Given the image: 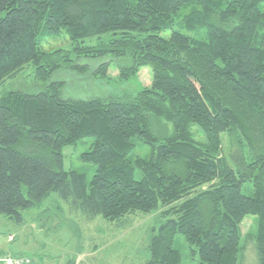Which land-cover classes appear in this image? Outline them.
<instances>
[{
    "label": "trees",
    "instance_id": "1",
    "mask_svg": "<svg viewBox=\"0 0 264 264\" xmlns=\"http://www.w3.org/2000/svg\"><path fill=\"white\" fill-rule=\"evenodd\" d=\"M263 0H0V85L32 65L128 81L145 65L149 86L118 96L72 98L64 80L0 97V214L51 192L87 218L121 220L159 207L144 264H180L184 237L198 264H241V223L255 218L264 264ZM65 38L71 48L43 49ZM92 137L84 172L63 168L62 148ZM146 156H133L137 143Z\"/></svg>",
    "mask_w": 264,
    "mask_h": 264
},
{
    "label": "rangeland",
    "instance_id": "2",
    "mask_svg": "<svg viewBox=\"0 0 264 264\" xmlns=\"http://www.w3.org/2000/svg\"><path fill=\"white\" fill-rule=\"evenodd\" d=\"M264 12V0L259 4ZM71 48L65 38L50 39L42 43L43 49ZM106 59L86 60L89 71L86 74L54 73L46 82L36 81L32 65L0 85V97L11 90L35 93L44 89L45 83L64 80L63 95L72 98L90 96H118L124 92L132 93L151 82L149 65L141 67L128 81L118 79V70L110 66L103 78L95 77L93 71ZM93 139L84 137L76 144L62 148L63 168L84 172L90 179L95 166L80 160V154L89 150ZM147 145L137 143L133 156H146ZM158 209L149 212H135L121 220L108 221L101 216L87 218L74 211L51 192L40 204L21 210L23 222L18 223L0 214V252L4 254H27L34 264H144L148 256V242L152 228L163 221ZM255 218L248 215L241 223L242 253L241 264H253L255 254L251 233L254 231ZM174 247L181 253L180 264H198V256L191 252L184 237H174Z\"/></svg>",
    "mask_w": 264,
    "mask_h": 264
},
{
    "label": "built area",
    "instance_id": "3",
    "mask_svg": "<svg viewBox=\"0 0 264 264\" xmlns=\"http://www.w3.org/2000/svg\"><path fill=\"white\" fill-rule=\"evenodd\" d=\"M30 259L25 255L0 254V264H28Z\"/></svg>",
    "mask_w": 264,
    "mask_h": 264
},
{
    "label": "crops",
    "instance_id": "4",
    "mask_svg": "<svg viewBox=\"0 0 264 264\" xmlns=\"http://www.w3.org/2000/svg\"><path fill=\"white\" fill-rule=\"evenodd\" d=\"M0 254H4V253L0 252ZM11 255H25V256H27L30 259V262L28 264H34L33 261H32V257L27 255V254H11Z\"/></svg>",
    "mask_w": 264,
    "mask_h": 264
}]
</instances>
